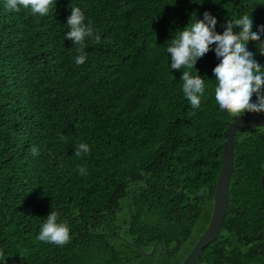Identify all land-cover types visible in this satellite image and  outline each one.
Instances as JSON below:
<instances>
[{"label":"trees","instance_id":"obj_1","mask_svg":"<svg viewBox=\"0 0 264 264\" xmlns=\"http://www.w3.org/2000/svg\"><path fill=\"white\" fill-rule=\"evenodd\" d=\"M6 4L0 264H180L209 225L235 117L215 100L214 50L197 61L205 93L196 108L182 90L186 69H171L167 46L206 11L221 34L244 13L257 31L264 0H54L43 17ZM73 7L101 37L86 39L82 65L66 39ZM248 49L264 66L256 42ZM80 143L90 152L77 157ZM263 175L264 127L237 132L224 229L198 264H264ZM51 211L70 227L64 246L37 239ZM155 246L152 256L143 252Z\"/></svg>","mask_w":264,"mask_h":264},{"label":"clouds","instance_id":"obj_2","mask_svg":"<svg viewBox=\"0 0 264 264\" xmlns=\"http://www.w3.org/2000/svg\"><path fill=\"white\" fill-rule=\"evenodd\" d=\"M54 0H7L6 7L12 11L20 8L30 9L33 14L41 17L49 14ZM217 18L211 12H204L203 18H197L183 30H178L167 52L171 57V69H186L183 71V93L193 107L199 108L201 97L205 93V80L196 68L197 61L204 57L210 50H214L220 61L213 69L215 81V100L222 111L228 112L235 118L242 117L245 113H264V66L256 59L255 53L249 51L248 43L256 42L261 55H264V25L253 31L252 14H241L237 19H230L221 34L217 29ZM69 31L66 39H70L80 53L75 58L77 65L84 64L87 59L83 49L88 38H94L99 43L101 37L94 33L92 22L86 23L85 13L79 7H73L67 19ZM239 28V32L236 29ZM214 46V49L212 48ZM195 68L197 75H192L189 70ZM256 99L253 102V96ZM63 139V136L61 137ZM33 156H38L40 149L33 146L30 149ZM90 147L87 143L76 146L75 156L88 154ZM80 175H87L85 167L78 169ZM38 240L57 246H64L71 239L70 227L67 221H60V215L51 211L43 223Z\"/></svg>","mask_w":264,"mask_h":264},{"label":"water","instance_id":"obj_3","mask_svg":"<svg viewBox=\"0 0 264 264\" xmlns=\"http://www.w3.org/2000/svg\"><path fill=\"white\" fill-rule=\"evenodd\" d=\"M260 127H264V114L245 113L242 117L234 118L233 122L230 123L225 130L224 136L226 141L224 143V150L221 158L222 166L213 197L214 205L209 225L194 248L180 264H198L204 249L215 242L224 229V222L229 204L230 185L234 172L235 135L242 130ZM261 184L264 190V175L262 176ZM156 246L151 253L143 252L148 256H152L156 250ZM158 261L159 258L156 259L155 264H158Z\"/></svg>","mask_w":264,"mask_h":264}]
</instances>
